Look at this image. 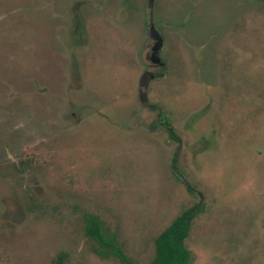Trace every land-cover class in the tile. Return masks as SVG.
<instances>
[{
    "label": "rangeland",
    "instance_id": "rangeland-1",
    "mask_svg": "<svg viewBox=\"0 0 264 264\" xmlns=\"http://www.w3.org/2000/svg\"><path fill=\"white\" fill-rule=\"evenodd\" d=\"M196 205L182 264H264V0H0V264H153Z\"/></svg>",
    "mask_w": 264,
    "mask_h": 264
},
{
    "label": "trees",
    "instance_id": "trees-1",
    "mask_svg": "<svg viewBox=\"0 0 264 264\" xmlns=\"http://www.w3.org/2000/svg\"><path fill=\"white\" fill-rule=\"evenodd\" d=\"M168 132L171 138H175L171 128H169ZM172 169L175 172L177 170L175 167V159H173ZM198 209L199 205H196L184 210L163 231L156 243V256L153 264H182L184 250L179 241V234L188 226ZM86 231L88 234L93 235L99 242L103 243L106 240L97 225V219L95 217L86 216ZM117 253L123 260V263L128 264L127 260L118 250Z\"/></svg>",
    "mask_w": 264,
    "mask_h": 264
},
{
    "label": "flooded vegetation",
    "instance_id": "flooded-vegetation-1",
    "mask_svg": "<svg viewBox=\"0 0 264 264\" xmlns=\"http://www.w3.org/2000/svg\"><path fill=\"white\" fill-rule=\"evenodd\" d=\"M152 23H150V25H151ZM149 25V26H150ZM152 30H155L154 28H152V29H150L149 28V36H151L152 38H154V35L152 34ZM155 43L156 42H153V45H152V48H151V56H150V62H151V64L153 65V66H157L158 68H162L163 67V65H164V63L163 62H161L160 61V59L158 58V57H156V55H154L153 54V46L155 45ZM154 58H157V61L155 62L154 61ZM157 77V75L156 74H154V73H151V72H148V71H146V72H144V74L142 75V80H141V86H143L144 84V81L147 79V78H152V77ZM145 87V86H144ZM144 87H143V89H144ZM142 88V87H141ZM142 94H144L143 92H141L140 91V96H141V100H143V101H145L146 99H143L144 98V96L142 95ZM168 134H169V132H168ZM97 222H98V220H97Z\"/></svg>",
    "mask_w": 264,
    "mask_h": 264
},
{
    "label": "water",
    "instance_id": "water-1",
    "mask_svg": "<svg viewBox=\"0 0 264 264\" xmlns=\"http://www.w3.org/2000/svg\"><path fill=\"white\" fill-rule=\"evenodd\" d=\"M157 32H155L154 30H152V34L156 36L157 41L155 43V45L153 46V54L155 55V53L157 52L158 49H160L161 47V41L159 39V37L156 35ZM157 57V56H156ZM154 61H157V58H154ZM144 99V98H143Z\"/></svg>",
    "mask_w": 264,
    "mask_h": 264
}]
</instances>
